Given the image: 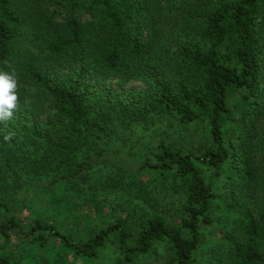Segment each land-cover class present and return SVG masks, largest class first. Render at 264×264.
Listing matches in <instances>:
<instances>
[{"label":"trees","instance_id":"trees-1","mask_svg":"<svg viewBox=\"0 0 264 264\" xmlns=\"http://www.w3.org/2000/svg\"><path fill=\"white\" fill-rule=\"evenodd\" d=\"M263 66L264 0H0V264H264Z\"/></svg>","mask_w":264,"mask_h":264},{"label":"rangeland","instance_id":"rangeland-1","mask_svg":"<svg viewBox=\"0 0 264 264\" xmlns=\"http://www.w3.org/2000/svg\"><path fill=\"white\" fill-rule=\"evenodd\" d=\"M26 49L30 50L31 52L34 53H39L42 52L43 50L41 49H37L34 46L28 45L27 43H25ZM263 71H264V66H263ZM17 81V88H16V93H17V103L18 104H24V105H29V101L30 98L28 96H20L18 89L20 87L23 86L22 81L19 80V78H16ZM111 87H115L114 86V81L109 82ZM127 87H134V88H142V84L139 81L136 80H131L127 85ZM39 113H40V118H44L47 114L51 113V109H49L48 107H45L44 110H42V108H39ZM147 135H144L143 138H146ZM122 155H124L125 159L128 160L131 163V168H133V173L136 172V166L138 165V163L136 162V155H133V153L137 152V149H128V148H124L122 151ZM37 187L35 184L29 182V183H25L22 185V187L19 190L20 195L22 196V199L25 203H28V206H30V208H32L33 210H37V209H42L40 202L41 199L39 198L40 195L37 192ZM58 196L61 199V204H64V201H67V198L70 197V193L68 192V188H66L64 185H62L59 189H58ZM56 197V196H55ZM110 198L115 197L116 200H113V202H115L114 204H116V202L118 201H123V198H125L124 195L121 194V192H118L117 194H110L109 195ZM57 199V197H56ZM107 215L111 216L112 219L114 218L112 216V212L110 211V208L106 207L105 208ZM44 212L45 214H50V213H56L55 209L48 203L47 207L44 208ZM52 213V214H53ZM20 214H24L26 215V219H29L31 217L32 212L27 213V211H24L23 209H20ZM223 214V213H222ZM81 216L83 218V215H80L79 220H81ZM20 217V216H19ZM25 219V220H26ZM60 222V220H59ZM71 221H65L64 224L62 225L63 230H77V228L79 230H81V226L78 225H72L70 223ZM56 247L54 245L50 246L46 251H40L37 252V247L33 244H28L27 246H22L21 244L18 246L17 249V253L22 255L21 257V262L20 264H43L41 259V256L46 255L47 256V263L45 264H49L50 261H56L58 264H96L94 262H87L84 259L81 258H74L73 256H69L68 255L62 257V253H63V248L62 247ZM59 248V249H58ZM158 253H160V251H158ZM41 255V256H40ZM150 261V259H149ZM105 262H107L106 264H112V262H110L107 258H105ZM52 264V263H51Z\"/></svg>","mask_w":264,"mask_h":264},{"label":"clouds","instance_id":"clouds-1","mask_svg":"<svg viewBox=\"0 0 264 264\" xmlns=\"http://www.w3.org/2000/svg\"><path fill=\"white\" fill-rule=\"evenodd\" d=\"M17 81L14 73L0 71V120H9L17 107Z\"/></svg>","mask_w":264,"mask_h":264}]
</instances>
